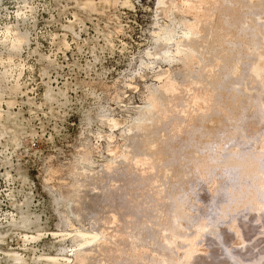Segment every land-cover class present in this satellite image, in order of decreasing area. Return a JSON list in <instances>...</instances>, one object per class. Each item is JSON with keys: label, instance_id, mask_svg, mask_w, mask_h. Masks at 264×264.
<instances>
[{"label": "rangeland", "instance_id": "rangeland-1", "mask_svg": "<svg viewBox=\"0 0 264 264\" xmlns=\"http://www.w3.org/2000/svg\"><path fill=\"white\" fill-rule=\"evenodd\" d=\"M187 1L166 0L158 8L156 0H0V264H74V254L84 248L73 238L83 229L99 233L98 242L111 240L105 251L94 253L93 264H264V95L247 107L252 119L246 115L242 125L249 128L242 131L246 136L233 130L231 118L215 140L200 135L196 119L184 117L193 107L194 89L184 93L157 131L163 162L173 158L161 166L164 177L159 167L134 166L122 156L148 157L149 137L129 130L152 90L168 76L184 87L192 83L190 73L201 71L200 61L174 54L196 14L185 8ZM223 4L210 2L205 39L228 11ZM230 8L236 17L251 15L264 23V7ZM165 26L175 28L164 43L168 58L156 44ZM249 43L244 41V52ZM197 83L195 89L205 86ZM195 137L217 141V156L196 146ZM226 158L244 170L228 160L224 166ZM58 194L78 200L79 219L55 205ZM138 222L148 229L146 240L127 230Z\"/></svg>", "mask_w": 264, "mask_h": 264}, {"label": "bare ground", "instance_id": "bare-ground-1", "mask_svg": "<svg viewBox=\"0 0 264 264\" xmlns=\"http://www.w3.org/2000/svg\"><path fill=\"white\" fill-rule=\"evenodd\" d=\"M211 1H213V0H188L187 1V3H186L187 7H185V8H188L187 10H195V13H196L194 16L195 17L194 22L186 25V29L184 28V30H185V32L183 34L184 36L182 37V39L180 41H176V46H175V48H176L175 52L176 53H174V54L179 55V57L182 56L184 60L189 61L191 59L190 61H192V59H195V60H198V62L200 61L201 64L203 65L201 68V71L198 70L196 72L190 73L189 77L192 80L191 81L192 83H189L184 87H178L176 85V83L174 82V79L170 78L168 76V78L166 79V81L164 83V86L162 88L160 87L157 90L154 89V90H152V92L150 91L151 94H149L150 96L147 99L145 105L142 107H138L136 109V116H135V118H133V125L131 126L129 131H136L142 137H145V138L149 137V138L144 141V145L147 147V150H148V157L144 156L141 158H138V157L136 158V157H132L129 153L126 155H122V156H124L123 158L126 160V162H129V163L133 164L134 166L144 165V167L146 168L145 165L148 164L152 170H154L155 166H157L160 168V171H161L162 170L161 166L162 167L165 166L167 161H170V160L173 161V158H168L167 160H164V162H163L161 154L159 152V147H160V141L159 140L160 139L157 136V134H158L157 131L158 130L160 131L161 125L164 124V122H166L169 119V117L172 116L177 111V103H178L179 99L181 97H183L182 95L184 93H187L188 91H191L192 89H194V90L191 91V94H192V92H194L193 93L194 96L192 95L190 98L193 97L192 98L193 100L192 99H190V100L193 101V104H192L193 107L190 109V111L184 112V114H185L184 117L185 118L189 117L188 122L194 121V119H196L198 125L195 126V129H197L200 132L201 136L205 135V134L207 135V133H208L210 136H213L216 140V137L220 136L219 135V130H221L220 128L222 126H225L226 124H229V123L231 124V122H230L231 118L234 119L233 130H235L236 132H238L240 130L239 133H241V134H242V131L247 129L245 127H248V126L250 127L251 124L253 125L255 123V121H254V123H252L253 121L252 122L250 121L249 122L250 125L248 124V126H244L245 129H242V127H243L242 125H244L243 123L246 124V122H244V121H248L247 117H248V119H250L249 117H251V115L249 116V114H247V113H249L248 112L249 110H247V107L250 106L249 105L250 102L253 99L256 100L258 95H260V97L264 95L263 94V92H264V25L263 24L264 23L262 24V22L260 20L256 19L254 16H251V15H248L247 17L244 16L243 18L236 17V16H234L235 13L232 14V10H230L231 9L230 7L232 6V8H233V6H240L246 10L252 7V9L259 8L258 11H260L264 7V0H247V2H245V4H240V2H238L237 0H224V4L222 6L224 7V10L227 8L228 11L227 12L225 11L226 12L225 15L222 16V18H220V20L218 22L216 21L215 27H213V26L212 27L210 26V28L208 27L209 30H207L208 32L206 31L207 37L205 39V36H204L205 31L204 30H206V28H207L206 26L208 24L207 21L210 18V17L208 18L207 12L210 10L208 7H209V4ZM165 4H166V0H156V6L158 8H162ZM233 4H237V5H233ZM209 24H211V23H209ZM159 33H160L159 37H156L157 38L156 44L159 46L158 48H161V49H159L162 51V52L160 51V53L161 54L163 53L164 57H167L166 56L167 55V52H166L167 51V45L165 46L164 43L166 44V42H169L172 39V37L175 33V28H173L172 26H165V27L160 29ZM247 39L250 40L249 46L251 48L245 47V49L247 48V52H244V50H242L241 48L242 47L244 48L243 44H244V41ZM197 80L202 81V83H204L205 86H203V87L201 86L199 88L197 87L198 89H195L194 86H198ZM188 96H189V94H188ZM258 100H260V99H258ZM258 100H256V103L259 102ZM215 101L217 102L216 104H218V106L215 105ZM254 102L252 101L251 105L254 104V106H255L256 103H254ZM262 103H261V106L259 103V106L261 108H262ZM190 107H191V105H190ZM232 108H234V109H232ZM235 110H237L236 113H235ZM259 111H261V110L259 109ZM232 112H234V117H230V116H233ZM11 114H13V113H9V115H11ZM236 115L239 118L237 117V119H236ZM246 115H247V117H246ZM245 117H246V119H245ZM233 119H232V122H233ZM251 119H252V117H251ZM253 119H254V117H253ZM214 121L217 122V126H215V128H214V126H211V124ZM208 122H209V124H208ZM205 123H207V124L204 126L203 124H205ZM226 127L224 128V130L226 129ZM173 128L177 129L176 130L177 134L180 133L181 130L178 127L174 126ZM227 129H228V127H227ZM254 129H255V127H254ZM254 129H253V131H254ZM248 130H249V128L247 129V131ZM258 131L260 132V130H258ZM223 132H225V131H223ZM236 132H234V134ZM247 133L244 134V132H243L242 135L246 136ZM249 133H251V132H249ZM225 135H227V133ZM234 136L232 135V137H234ZM200 137H195V140H193V143H195L196 146H199L201 148L206 147L207 149L206 150L202 149V151L203 152L207 151L208 155H210V156L213 155V157H214L216 155L214 147H215V145L218 146L219 143L217 141H216L217 144L214 142H210V143L209 142L208 143H202L201 142L200 143V140H201ZM226 137L227 136H225V138ZM234 138H231V139L234 140ZM238 138H239V135L237 136V139ZM240 138H241V136H240ZM240 138H239V140H240ZM188 140L183 141L182 144L187 143ZM220 140H222V139H220ZM226 144H228V143H226ZM241 144L242 143L240 142L239 145L241 146ZM236 145H234V146L236 147ZM234 146H233V150H234ZM227 147L232 148V146L230 147L228 145H227ZM239 149L240 148H238V151L235 150V152L232 151L231 154L235 155L236 151L239 152ZM180 151H181V147H180ZM226 151H229V149H227ZM223 154H224V152H223ZM231 154H229L228 157ZM247 154L248 153H246V155ZM249 154H248V156H250ZM236 155H237V153H236ZM246 155H245V157H246ZM225 156H227V155H225ZM221 157H224V156H221ZM245 157H243V158L244 159L250 158V157H246V158ZM211 158H212V156H211ZM251 158H254V157H251ZM251 158H250V160L249 159L248 160L251 161ZM227 160H228L227 158H226V160L222 159L223 162L224 161L226 162ZM256 160L254 159V161H256ZM176 161L179 162V159L176 158ZM213 161L215 162L214 158H213ZM218 161H219V159H218ZM222 161L220 160L221 163H223ZM254 161L252 162V164L255 163ZM225 162L223 163L224 166L226 164ZM229 163H231V160H228V164ZM237 163H236V165H237ZM239 163L243 164L242 162H239ZM259 163H256V164L258 165ZM227 165L225 168H227ZM229 165H228V168H230V169L233 168L234 166H236L235 163H234V166H233V164H231L233 167H230L231 165L230 166ZM253 166H256V165L255 164L252 165L251 170L253 169ZM245 167H247V165ZM259 167H258V170L260 169V171L262 172L263 170H261V169H263V168H259ZM237 168L240 169L242 167H240L238 164ZM254 169L256 170L257 167ZM165 170L166 169L161 171L162 177H164L166 175ZM233 170H234V168H233ZM236 170L237 169L235 168V171ZM247 170H248V167H247ZM258 170L256 172L253 170V174L257 173ZM237 171H239V170H237ZM251 172H248L247 175H249V173H251ZM261 172H259V173L261 174ZM262 173H264V171ZM235 174L237 175L236 172H235ZM239 174H241V171L239 172ZM242 174L244 175L245 173H242ZM260 174H259V176H260ZM257 175H258V173H257ZM251 177H253V176H251ZM237 178H235V180ZM263 182H264V180H262L261 183L263 184ZM232 186H234V185H232ZM259 186H261V185L259 184ZM262 187H264V186L262 185L260 188H262ZM233 190H234V188H233ZM260 190H261V192L263 191V195H264L263 188ZM258 192H259V190H258ZM74 193H77V192H74ZM239 195H237V196H239ZM53 200H54V203L57 207L63 208V214L64 215L75 218L76 220L79 219V217L81 216L80 215L81 212L78 213L75 210V208L79 207L78 200H76L75 198L58 194L54 197ZM238 200H239V198H238ZM245 200H246V198H245ZM236 201H237V199H236ZM178 202H180L178 197H176V199L173 198V205H175L176 208H177ZM258 204H259V206H261L262 203L260 202ZM259 206H258V208H259ZM263 209H264V206H263ZM132 212L133 211H131V213ZM179 215H181V214H178L177 218ZM66 218H68V217H66ZM66 218H64V221L66 224L69 225V219H66ZM177 218L175 217L173 219L175 223H177V220L175 221V219H177ZM135 222H137V221H135ZM142 222L144 223V221H142ZM142 222H140V223H142ZM136 224H139V222L135 223L134 224L135 226L133 225L130 228L127 226L129 228L127 230L129 232H131V234H133L136 239H138V240H140V239L144 240L145 239L146 240L148 238V236L145 237V235H146L145 233L148 232L147 231L148 229H146L143 224H140V225H136ZM263 224H261V225H263ZM146 226H148L147 222H146ZM175 226H178V224ZM248 226H250V225H248ZM258 226H259V224H258ZM148 228L150 231L152 230L151 226L150 227L148 226ZM259 228H261V227H259ZM204 229H205V227H204ZM252 229H253V227H252ZM262 229H263V227H262ZM179 230H180V232H179ZM197 230H199V229L197 228ZM241 230H242V228H241ZM252 231H254V230H252ZM178 232H179V234L180 233H182L183 235L185 234L179 228H178ZM98 234L91 232L87 229L86 230L83 229V230L79 231L78 234L74 235L75 237L73 239L80 242L78 247L81 246L84 248L83 250H80V251L76 252V254H74L75 255V263L74 264H93L90 262V259L93 258L94 253L100 252V251H105L107 249L108 242H110L111 240L105 241V239H104L105 237H104L103 238L104 241L98 242L99 241ZM119 234H121V233H119ZM179 234H177V235L180 236ZM100 235H101V233H100ZM186 235H188V234H186ZM116 237H117V235H116ZM188 237H189V235H188ZM195 237H198V236L196 235ZM199 237H198V239H199ZM192 239L193 238H191V240ZM191 240H190V242L192 243ZM168 241H169V243H171L172 240L169 239ZM181 241H184V238ZM187 241H188V239H187ZM194 241H196V240H194ZM246 241H248V240H246ZM136 243H139V242H136ZM183 243H185V242H183ZM192 245H190V243H189V246H192ZM249 247H250V245H249ZM191 251L192 250H190V252ZM188 254L191 255V253H188ZM194 254L197 255V253H193L192 255H194ZM186 257H187V255H186ZM241 257L244 258L243 256H241ZM241 257H238V258H241ZM260 258H261V260H263L264 259L263 255L262 256L260 255ZM229 259H227V260H229ZM234 259H235V257H234ZM52 260H54V259H52ZM197 260L199 261V259H197ZM197 260H196V263L200 264V263H202L201 260H203V259H200L199 262ZM256 260H258V259H256ZM256 260H254V261H256ZM65 261L68 262V260H65ZM212 261L213 260L211 259L210 262H212ZM203 262H205V261H203ZM212 263H214V262H212ZM258 263H259V261H258ZM219 264H222L221 261Z\"/></svg>", "mask_w": 264, "mask_h": 264}]
</instances>
